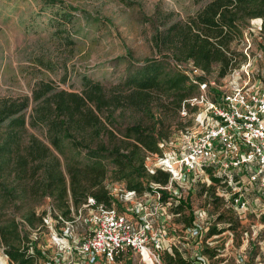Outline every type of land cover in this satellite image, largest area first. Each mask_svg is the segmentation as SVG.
<instances>
[{
	"label": "trees",
	"instance_id": "16d2710c",
	"mask_svg": "<svg viewBox=\"0 0 264 264\" xmlns=\"http://www.w3.org/2000/svg\"><path fill=\"white\" fill-rule=\"evenodd\" d=\"M44 1L60 6L67 22L73 21L74 12L79 10L64 0ZM253 18H262L264 34V0H210L186 21L158 30L153 38L158 57L136 59L130 52L122 56L129 65L112 92L100 81L84 76L81 91L40 82L31 96H0V245L10 264H38V259L46 258L27 229L45 225L47 211L38 215L35 209L45 197L51 198L50 211L60 223L74 221L73 213L86 207L95 211L101 207L116 208L122 214H131L128 205L115 197L106 184L110 173L116 181L126 182L127 191L138 195L153 193L155 204L168 206L167 212L173 217L183 216L185 228L181 233L170 228L178 240H183L184 230L195 217L189 198H184L182 187L169 172L160 168L148 170L145 157L149 152H162L160 144L170 134L169 110L179 116L185 101L199 95L202 84L209 88L207 76L215 68L223 77L240 66L238 56L242 53L234 44L243 37L245 25ZM190 62L200 74L183 67ZM209 92L210 98L217 101L221 91ZM129 108L147 122L121 124L115 113ZM195 108L186 104L187 114ZM28 122L45 128L49 143L35 135L25 142ZM207 172L212 183H204V190L213 201H221L231 211L228 215L219 214L218 219H226L235 229L234 222L241 213L217 192L218 186L227 184L228 175L216 176L211 168ZM234 178L242 179L238 174ZM196 182L191 180L190 186ZM178 190L180 193L176 194ZM250 190L253 191L247 188V193ZM89 198L95 204L85 206ZM223 231L215 223L209 227L208 236ZM90 234L91 231L88 237ZM218 250V246H203L202 252L212 262ZM129 252L134 253L130 249L119 252L115 261ZM160 255L164 264H193L190 249L179 243L173 245L172 251L161 250Z\"/></svg>",
	"mask_w": 264,
	"mask_h": 264
},
{
	"label": "rangeland",
	"instance_id": "374dc122",
	"mask_svg": "<svg viewBox=\"0 0 264 264\" xmlns=\"http://www.w3.org/2000/svg\"><path fill=\"white\" fill-rule=\"evenodd\" d=\"M64 1L79 9L74 12L71 22L63 18L60 6L48 5L44 0H0L1 97L31 96L40 82H51L58 89L81 91L84 76L100 81L106 90L112 92L122 81L129 65L122 56L130 52L136 59L158 57L159 51L153 40L158 30L173 22L186 21L210 0ZM262 21V18H253L247 22L243 37L234 44L242 53L238 56L240 66L223 77L215 68L207 76L210 90L224 93L238 84L255 88L264 85ZM183 67L200 74L191 62L184 63ZM30 112L31 109L28 114ZM206 112L207 108L203 105L179 116L169 110V137L160 144L162 152L147 153L145 164L148 170L159 168L162 158L182 153L188 142L206 126ZM115 114L123 125L142 120L141 115L130 108L118 109ZM142 121L147 122L145 119ZM24 134L25 142L35 135L49 143L46 129L33 127L29 122ZM62 168L66 173L64 162ZM241 174L246 179L249 169H242ZM111 175H108L106 184L115 197L124 201L130 209H139L144 213L155 211L156 197L153 193L133 194L126 190L125 181H116ZM206 182V176H202L192 187L190 183L179 185L193 210H206L210 226L217 223L224 229L213 239L219 254L211 264H264V213L251 206L239 215L234 222L236 228L231 229L226 219H218L219 214L228 215L231 211L221 201L210 198L203 188ZM240 186L251 189L246 182ZM229 190L227 184L217 187L219 195ZM250 192L253 193L252 190ZM51 203V198L45 197L42 204L35 206L38 215L47 211L45 225L27 227L30 237L45 252L46 258L38 259V264H75L78 261L86 264L78 247L90 233L92 223L88 218L94 210L86 207L78 214L73 213L74 221L60 223L50 211ZM166 208L170 210L168 206ZM184 213L188 216L189 210ZM156 216H152L155 221ZM182 219L183 216L173 217L170 228L181 233L185 228ZM0 264H10L2 245ZM97 264L152 263L140 254L129 252L122 260Z\"/></svg>",
	"mask_w": 264,
	"mask_h": 264
},
{
	"label": "built area",
	"instance_id": "2783aa9c",
	"mask_svg": "<svg viewBox=\"0 0 264 264\" xmlns=\"http://www.w3.org/2000/svg\"><path fill=\"white\" fill-rule=\"evenodd\" d=\"M186 104L206 106V126L188 142L182 153L162 158L159 168L169 172L178 184L206 176L209 185L212 183L207 172L210 168L216 176L228 175L230 190L221 196L230 200L240 213L249 209L247 188L242 189L241 183L246 182L255 192L256 199L264 202V85L255 88L238 84L231 91L220 93L218 100L213 101L207 84H202L199 95L185 101L183 115L187 114ZM244 168L249 169L246 179L241 174ZM234 174L242 179L236 180ZM94 204L95 200L89 198L85 206ZM166 207L157 202L151 213L129 208L131 216L116 208L94 210L88 218L92 223L91 234L78 247L84 262H114L119 252L130 249L152 264H164L161 250L172 251L173 245L179 243L190 249L193 264H211L202 249L203 246H215L213 239L218 234L208 236L210 217L207 211L194 210L192 225L186 227L183 240H178L170 230L174 214L167 212ZM153 214L157 215L156 221Z\"/></svg>",
	"mask_w": 264,
	"mask_h": 264
},
{
	"label": "crops",
	"instance_id": "0c3cea01",
	"mask_svg": "<svg viewBox=\"0 0 264 264\" xmlns=\"http://www.w3.org/2000/svg\"><path fill=\"white\" fill-rule=\"evenodd\" d=\"M254 193V192H253ZM251 194V193H246V197L249 201V207L255 206V209L264 213V202H260L259 200L256 199V194Z\"/></svg>",
	"mask_w": 264,
	"mask_h": 264
}]
</instances>
